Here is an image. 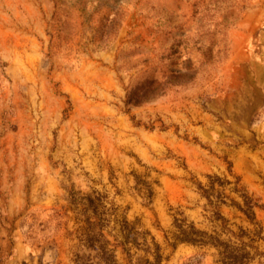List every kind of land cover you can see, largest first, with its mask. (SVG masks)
<instances>
[{"label": "rangeland", "instance_id": "rangeland-1", "mask_svg": "<svg viewBox=\"0 0 264 264\" xmlns=\"http://www.w3.org/2000/svg\"><path fill=\"white\" fill-rule=\"evenodd\" d=\"M176 218L264 264V0H0V264H225Z\"/></svg>", "mask_w": 264, "mask_h": 264}, {"label": "trees", "instance_id": "trees-1", "mask_svg": "<svg viewBox=\"0 0 264 264\" xmlns=\"http://www.w3.org/2000/svg\"><path fill=\"white\" fill-rule=\"evenodd\" d=\"M246 206L248 207V210H252L255 206H257V204L247 202ZM242 210L246 212L244 209ZM215 215L216 220L227 224L228 221L225 220L223 216H221L219 213H216ZM174 227L176 229V233L173 236V247H176L179 243H187L198 246L210 245L219 249V253L223 257V263L225 262V264H247L254 259V255H252L249 249L250 246L241 241V239H239V243L223 241L216 233L214 234L202 231L198 229L193 222H188L185 218H176L174 221ZM145 234L147 235L149 233ZM257 234L260 235V231H258ZM238 237L241 238V236ZM151 240L152 247H149L148 253L153 257V261L145 259L144 262L145 264H161L163 260L161 247L157 242H155V239L153 237L151 238ZM258 255L262 254L259 253ZM129 257L131 258L130 264H133L132 255L130 253ZM109 258L111 260V264H116L113 255H110Z\"/></svg>", "mask_w": 264, "mask_h": 264}]
</instances>
